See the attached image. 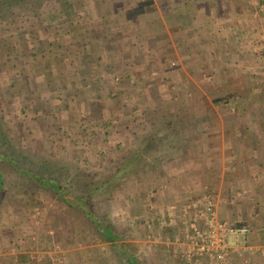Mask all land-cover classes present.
<instances>
[{
	"label": "rangeland",
	"instance_id": "rangeland-1",
	"mask_svg": "<svg viewBox=\"0 0 264 264\" xmlns=\"http://www.w3.org/2000/svg\"><path fill=\"white\" fill-rule=\"evenodd\" d=\"M156 1L38 0L31 6L23 0L0 14V141L4 133L10 143L3 150L25 168L58 179L74 200L88 196L98 216L123 231L137 264L170 263L154 250L173 228L165 224L166 204L158 206V191L168 183L151 180L178 159L168 149L162 156L179 143L167 140L179 124L170 119L214 116L206 102L229 104L219 110L225 118L245 115L235 106L239 94L214 91L225 86L217 87L210 74L187 76L174 54L150 59V36L135 28L133 17L152 12ZM156 48L154 55L175 52L173 45ZM255 63L264 70V58ZM196 81L207 95L194 91ZM254 96L264 101V91ZM198 100L204 110L182 107ZM250 112L264 116V108ZM3 175L0 264H126L117 245L98 241L49 189L36 186L31 196L27 175L9 166ZM208 192L217 190L208 185L194 196ZM262 252L251 256L252 264H264Z\"/></svg>",
	"mask_w": 264,
	"mask_h": 264
},
{
	"label": "crops",
	"instance_id": "crops-1",
	"mask_svg": "<svg viewBox=\"0 0 264 264\" xmlns=\"http://www.w3.org/2000/svg\"><path fill=\"white\" fill-rule=\"evenodd\" d=\"M261 2L260 6L253 0H159L152 12L132 19L136 29L150 36L147 45L151 47V60H167L168 55L174 54L187 76L202 78L210 74L217 87L225 86L214 91L239 94L240 102L235 106L245 114L232 117L233 120L225 118L219 110L229 104L206 102L214 116L208 118L204 113L190 119L182 116L179 120L170 119L178 122L181 129L174 128L176 136L168 134L167 140L175 137L179 143L171 149L164 148L162 156H166L168 149L169 155L178 159L160 166L159 178H150L155 184L168 183V190L158 191L162 201L158 206L166 204L164 209L160 207L165 211L163 215L171 211V205L176 206L175 218L164 222L173 228L166 230L159 239L161 244L156 242L154 246L169 264H189L183 257L186 244L181 238L186 226L181 213L198 196L194 193L208 185L217 190L213 195L219 218L233 223L246 221L255 228L249 243L262 244L264 253V116L256 117L250 112L264 108L263 100L253 101L254 95L264 91L261 82L264 70L255 63L264 58L260 52L264 46V1ZM156 45H173L175 52L154 55L159 53ZM240 79L246 80L244 87ZM200 82H195L194 91L207 95L206 86ZM194 103L186 102L182 107L185 110L206 107L199 100ZM188 215L192 213L189 211ZM238 261L252 264V257Z\"/></svg>",
	"mask_w": 264,
	"mask_h": 264
},
{
	"label": "built area",
	"instance_id": "built-area-1",
	"mask_svg": "<svg viewBox=\"0 0 264 264\" xmlns=\"http://www.w3.org/2000/svg\"><path fill=\"white\" fill-rule=\"evenodd\" d=\"M175 209L176 206L171 205V211L163 217L172 221ZM189 211L191 216L188 215ZM181 216L186 226L181 238L186 244L183 257L189 264H239L238 260L248 259L261 251L248 241L253 233L251 226L219 218L217 202L212 193L192 199Z\"/></svg>",
	"mask_w": 264,
	"mask_h": 264
},
{
	"label": "trees",
	"instance_id": "trees-1",
	"mask_svg": "<svg viewBox=\"0 0 264 264\" xmlns=\"http://www.w3.org/2000/svg\"><path fill=\"white\" fill-rule=\"evenodd\" d=\"M21 1L23 0H0V14H6V8L12 7ZM25 1L28 2V5H30L31 3V6L39 4L38 0ZM68 2L69 0H67V2L65 0V4H68ZM143 6L144 4H142V6L137 9L136 13L143 12ZM2 131L3 129L0 124V132ZM2 136L3 140L0 141V201L3 197L2 190L4 184V167H13L19 174H21L22 176L27 175L31 180V184L25 186V192H31L32 196L33 194H35L36 188L43 187L44 189H49L53 197L63 202V205L69 209L68 212H70V214L74 212L76 216L82 220L81 224L83 226L88 229H92L93 233L98 235V241L106 242L110 245H117L119 247V253L121 254L126 264L139 263L136 255L127 251L129 250V246H132V244L130 245L129 242H122V240L124 239L123 231L120 230V228H118L116 225H114L113 222L103 221L102 217H99L95 210H93V203L91 204V202L88 201V196H78L76 200H74L73 198H71V196H69V194L65 193V191H62L63 187L61 186V183L58 179L37 174L30 168H25L24 166H22L21 163L13 156V153L10 152V150H3L5 146L10 145V143L4 137V133H2ZM119 174H121V172ZM119 177L118 180L122 178V176L120 178ZM118 180L117 178H115V181L118 182ZM94 236L96 237V235Z\"/></svg>",
	"mask_w": 264,
	"mask_h": 264
}]
</instances>
